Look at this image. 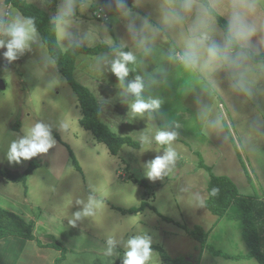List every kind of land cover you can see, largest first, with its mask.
<instances>
[{"label":"rangeland","instance_id":"rangeland-1","mask_svg":"<svg viewBox=\"0 0 264 264\" xmlns=\"http://www.w3.org/2000/svg\"><path fill=\"white\" fill-rule=\"evenodd\" d=\"M26 1L49 14L63 52L76 45L110 47V52L97 56L80 55L74 77L96 96L104 122L139 146L125 145L112 155L106 144L81 126L78 97L36 30L14 60L5 56L11 39L6 29L27 20L17 8L0 0V41L5 45L0 47V171L21 175L35 163L25 184L9 181L0 173V207L16 214L25 212L38 221L39 238L56 240L80 255L113 254L119 264H124L128 241L136 237L146 238L149 247L159 246L170 257L199 259V244L177 223L206 231L212 224L219 226L210 234L211 249L206 254L216 257L213 250L231 256L243 253L237 229L227 227L226 222L218 225L223 218L205 207L210 174L201 164L212 167L214 175L232 178L241 195L253 196L259 191L254 177H248L247 183L239 178L246 169L239 162L238 151L234 148L230 153L222 135V147H212L210 127H224L226 114L209 82L197 73V66L179 61L180 55L175 56L170 43L159 45L165 41L163 35L138 22L136 14L125 13L122 21L132 25L138 35L122 31L118 14L102 5L106 0ZM95 11H102L108 19H97ZM121 54L134 57L126 64L128 75L123 80L112 71ZM137 77L143 86L141 97L160 101L157 109L132 110L137 98L129 85ZM38 123L49 130L53 146L28 160H10L11 146L29 138ZM158 131L175 133L170 147L176 157L160 176L149 178L148 165L162 158L169 147L156 142ZM247 170L250 172L248 165ZM143 202L148 207L142 214L120 211L140 207ZM151 247L146 264H164L160 252ZM79 264L99 263L96 258V262Z\"/></svg>","mask_w":264,"mask_h":264},{"label":"crops","instance_id":"crops-1","mask_svg":"<svg viewBox=\"0 0 264 264\" xmlns=\"http://www.w3.org/2000/svg\"><path fill=\"white\" fill-rule=\"evenodd\" d=\"M207 1L211 8L227 21L230 35L242 48L256 55H264V0ZM102 5L114 14H118L119 25H123L122 31L125 30L133 37L138 35V31L132 25L122 21L123 14H136L139 16L138 22L141 20L146 27L156 28L163 35L165 41L160 42L159 45L170 43L176 50L175 56L180 55L179 61H190L189 64L197 66V73L209 82L215 92L214 98L219 100L220 107L226 114L224 127L219 129L212 125L210 127L211 135H213L212 147L214 149L222 147L219 141L222 135L230 148V153L234 148L238 151L239 162L243 170L246 169L245 174L243 173L239 178L247 183L254 177L257 184L255 188L259 191L253 196H250L251 194L242 196L264 202V62L256 63L247 53L232 51L217 18L198 1L116 0L113 2L106 0ZM240 30L244 32L243 38L237 35ZM213 47L218 50L215 56L210 55L209 51ZM217 117L223 120L221 114ZM245 163L253 174L247 170ZM240 164L238 163L239 166ZM250 176L251 178L248 179ZM230 179L233 181L232 178ZM18 214L26 221H33L38 228V221L27 217L25 212ZM228 214L229 216H225L218 225L226 222L227 227L237 229L243 242V253L238 256H246L250 248L241 237L242 222H236L231 217L239 214V210L231 206ZM261 215L257 221L264 251V213ZM232 222L236 224L230 226ZM211 227L210 234L219 228L217 224L215 226L212 224ZM234 239L237 240L236 237ZM40 240L44 244L51 243L42 237ZM65 248L68 251L67 258L62 264H79L80 261L87 260L96 262V258L99 264H119L113 254L85 253L80 255L68 247ZM206 252L208 253L209 250L205 249L199 255L201 256L200 264H261L256 258L237 260L211 256ZM203 254H205L204 257ZM60 256V251L40 247L34 240L20 237H7L0 240V264H55ZM186 259L192 261L190 258Z\"/></svg>","mask_w":264,"mask_h":264},{"label":"trees","instance_id":"trees-1","mask_svg":"<svg viewBox=\"0 0 264 264\" xmlns=\"http://www.w3.org/2000/svg\"><path fill=\"white\" fill-rule=\"evenodd\" d=\"M7 5L17 8L26 20H31L32 26L39 33L43 43L48 48L49 54L55 61L58 71L67 80L78 97L79 106L82 111L80 124L86 130L92 132L97 141L107 145L112 155H117L123 146L129 145L138 147L139 144L129 136H119L116 134L103 120L102 106L96 99V96L90 89L79 83L75 77L77 58L80 55L97 56L104 52H110L111 49L107 45H100L94 48L73 46L67 52H63L56 35V24L51 20L49 14L26 0H4ZM204 4L208 11L213 14L221 27L223 28L229 47L234 52H245L252 61L259 63L264 62V55L253 54L250 50L242 48L237 41L230 35L229 25L227 21L218 15L210 6L207 0H195ZM59 141L61 138L57 135ZM71 155L74 157L73 153ZM75 164L78 163L75 159ZM35 163H31L29 168L21 175L12 174L11 172L0 173L12 182L26 183L28 176L33 172ZM210 174L207 186V198L205 207L207 210L222 219L229 216L228 211L231 206H235L239 210V214L231 216L242 222L243 237L250 248V252L246 256L225 255L216 250L213 253L216 256H222L230 259H251L256 258L261 264H264V251L261 243V231L259 229V220L261 213H264V202L242 196L236 184L227 176L214 175L212 167L201 164ZM148 204L143 202L140 207L120 210L123 214H140ZM155 212L156 209L152 208ZM163 220L172 222L168 217L162 216ZM177 225L182 228L186 234L193 238L200 246L201 254L205 249H211L208 244L210 231L201 228L191 229L186 225ZM215 226V225H214ZM7 237H20L27 240L37 241L38 245L43 248H54L61 252V256L56 260L55 264H62L67 258V249L59 242L54 240L51 243L44 244L36 234V224L33 221H26L20 215L5 210L0 207V240ZM160 252L161 260L164 264H200L201 256L195 261H188L186 258L170 257L161 247H151ZM208 249V250H209Z\"/></svg>","mask_w":264,"mask_h":264},{"label":"clouds","instance_id":"clouds-1","mask_svg":"<svg viewBox=\"0 0 264 264\" xmlns=\"http://www.w3.org/2000/svg\"><path fill=\"white\" fill-rule=\"evenodd\" d=\"M35 32L32 26L31 20L24 22H14L6 29V35L11 37L7 42V52L5 56L9 60H14L18 52H22L28 44V41L32 38ZM237 35L243 38L244 32L240 30ZM4 42L0 41V47H3ZM210 55H217V48L213 47L210 50ZM134 61V57L131 54H121V59L116 60L112 65V71L117 77L123 80L128 75L127 63ZM142 82L139 77L135 82L129 85V91L136 96V101L132 105V110L136 113H143L146 110L157 109L160 106L158 100L145 101L141 97ZM175 139V133H169L166 131H158L155 135V140L161 145H169L166 154L160 158L157 157L149 165L148 176L149 178H155L160 176L172 163H174L176 153L170 147L171 142ZM53 146L49 130L43 124H36L31 130L29 138L23 139L19 144L14 143L11 146L9 159L19 162L21 158L28 160L35 157L37 154L46 153ZM111 244L112 241H109ZM128 251L126 252V258L124 264H146L150 257L149 241L143 237H136L130 239L127 244Z\"/></svg>","mask_w":264,"mask_h":264},{"label":"built area","instance_id":"built-area-1","mask_svg":"<svg viewBox=\"0 0 264 264\" xmlns=\"http://www.w3.org/2000/svg\"><path fill=\"white\" fill-rule=\"evenodd\" d=\"M7 15H8V13H7ZM94 15L99 20H107L108 19V16L106 14H103L102 11H100V12L95 11ZM178 58L181 59L180 56H178Z\"/></svg>","mask_w":264,"mask_h":264}]
</instances>
